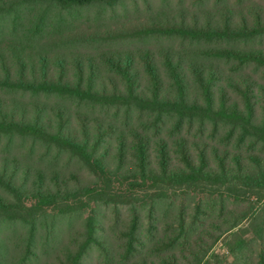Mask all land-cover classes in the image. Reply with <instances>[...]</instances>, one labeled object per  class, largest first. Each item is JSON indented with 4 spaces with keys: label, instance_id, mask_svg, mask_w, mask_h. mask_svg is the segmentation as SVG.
Masks as SVG:
<instances>
[{
    "label": "trees",
    "instance_id": "trees-1",
    "mask_svg": "<svg viewBox=\"0 0 264 264\" xmlns=\"http://www.w3.org/2000/svg\"><path fill=\"white\" fill-rule=\"evenodd\" d=\"M41 1L22 0L25 8ZM46 1L63 16L95 5L114 8L125 0ZM14 9L2 13L0 5V15L9 17ZM252 17L250 22L244 15L234 24L230 11L220 26L152 24L123 35L207 41L212 47L204 56L226 69L148 50L142 57L59 56L54 63L44 52L36 57L29 52L35 64L28 68V46L16 41L9 52L15 60L14 74L0 55V89L40 101L18 112L0 108V138L10 140L12 147L9 157L0 159V228L19 226L25 233L22 258L14 264L32 263L39 245L42 252L48 246L54 252L46 264H85L94 252L104 264H181L179 259L194 246L199 252L184 264H201L210 249L205 237L216 241L221 233L238 228L256 210L255 202L262 204L254 212L259 219L255 237L237 241L232 253L244 258L255 243L253 262L264 264V48L213 46L264 40V12ZM48 20L40 14L29 35L41 33ZM79 40L98 43L103 37L90 32ZM100 69L117 76L120 87L111 85L110 90L99 78ZM42 97L110 109L115 117L103 121L92 113L71 115L68 105L47 104ZM16 140L40 147L54 169L25 164ZM19 152L23 155L17 156ZM63 158L78 170L68 171ZM167 201L176 205L170 229L154 236L158 209ZM246 204L251 205L249 212L241 208L225 219L232 214L229 206ZM100 207L117 212L113 226ZM210 211H216L221 222L212 221ZM76 215L83 217V225L78 234L82 239L74 247L59 250L57 240L49 245L39 237L56 236L57 218ZM151 239L153 249L148 246ZM173 250L178 254L167 253ZM5 260L0 255V264Z\"/></svg>",
    "mask_w": 264,
    "mask_h": 264
},
{
    "label": "rangeland",
    "instance_id": "rangeland-1",
    "mask_svg": "<svg viewBox=\"0 0 264 264\" xmlns=\"http://www.w3.org/2000/svg\"><path fill=\"white\" fill-rule=\"evenodd\" d=\"M0 5L4 9L2 13H7L10 9L17 7L16 11L9 17H6L4 14L0 15V55H4L6 61L4 64L14 74H16L15 60L9 52L10 47L17 44L16 41H23L25 46H28V68H31L35 64V61L30 59L29 52L30 55H34L35 57L40 52H44L49 56L51 63H54L59 56H64L67 60L73 59L74 56H78L79 54L83 57L92 56L96 58L100 54L119 55L132 53L136 57H142L143 53L148 50L155 55H165L167 52H173L183 56V59L187 63L196 60L201 65H216L226 69V66L219 63L215 64L208 57L204 56V50L212 47V44H209L207 41L193 43L179 38L154 37L151 39H141L123 38V35H125L124 33L137 29L139 26L143 27L152 24L171 26L187 23L194 24L196 27H203L207 24L220 26L223 25L222 23L226 16L230 14V11L235 16V20L232 21L234 24L240 21L244 15L252 22V14L254 12H264V0H244L242 3H240V0H223V4H216V0H125L114 8L95 5L80 10L65 12L63 16L48 4L46 0L40 3L38 2L34 7H29L28 5L27 8L24 7L22 0H5ZM40 14H42V17L46 15L49 18L47 22L50 23L47 24L46 28H43L41 33L29 35V32L32 30L31 23L38 21ZM13 15L15 16L13 17ZM62 17L65 18L63 23L61 22ZM90 32H99L103 37V41L98 43L89 41L90 43H87V41L79 40V38L90 34ZM118 34H121L120 37ZM218 45H231L232 47L238 46L246 49L253 47L264 48V40H254L248 43L226 42L213 44V46ZM29 47L31 49L30 51ZM99 71V78L106 85H110V90H113L111 85L116 88L120 87L121 83L117 76H112L106 69H100ZM137 72L141 73L140 66H138ZM0 76H2L1 69ZM42 99L44 100L41 101H46L47 104L68 105L71 115L80 114V112L92 113L98 120L103 121H109L108 116L115 117V111L110 109H94L88 105L79 107L77 104L70 103V100H65V103H61L62 99L58 98L42 97ZM38 100L36 97L30 95H16L15 93L0 89V108L7 109L5 112L13 111V109L18 112L28 105L33 107L40 102ZM7 140L5 137L0 138V159L8 158L11 152V141ZM16 141L17 147L22 148L23 154H25L23 157L25 164L43 168L48 172L54 169V165L49 164L50 158L47 156V153L43 150L41 151L40 147L33 149L31 144H23L20 140ZM27 152H31V154ZM20 154L21 152L17 156L23 155ZM62 162L63 167L68 171L78 170L77 166L67 162L64 158ZM0 193L2 194L3 191L0 190ZM255 204H257V208L254 212L258 211L262 206L261 203L255 202ZM174 207L176 205L173 206L171 201H167L159 207V223L154 222L155 226L159 227V229L157 232H153L154 236H157L159 233L163 236L170 229L168 224L172 223V212H175ZM245 207H247L246 211L249 212L251 205L229 206V208H232V214L226 215L225 219L236 216L237 213H240L241 208L244 210ZM100 208L102 210H99L103 212V215L106 214L105 216L107 218H112L110 224L113 226L114 213L116 214L117 212L110 207ZM254 212L250 213L251 215H249L247 220L243 221L232 232L226 234L221 233V235L219 233L216 234L217 236L220 235L216 241L212 240V238L205 237L208 242L207 244L210 245V249L205 254L201 264H254L252 252L256 250L257 246L255 243L251 244V249L245 251L244 254L247 256L244 258L241 254L236 257L232 253V248L236 246L237 241L241 239L251 240L255 237V228L259 223V219L255 220ZM211 219L218 223L221 222V218L216 211L211 213ZM82 225L83 217L79 215L67 219L58 217L53 225L56 236H52L49 233L48 236H41L40 234L39 237H43L45 239L44 242L46 243L48 241L49 245L54 240H57V249L59 250L66 245L74 247L82 239L81 236H78L81 232ZM108 230L109 233H112L110 228ZM0 234L3 237L2 240L0 239V255L6 257L4 263L14 264L18 262L23 255L21 248L25 239L24 229L19 226L12 228L2 225ZM189 236L192 237L193 233H189ZM153 241L152 239L149 240L148 246L150 249L155 247ZM198 249V246H194L192 250L184 253V258L179 259L180 263L184 264L186 261H193L195 259L194 253L199 252ZM174 252L176 251L173 250L167 253ZM53 253L50 246L46 248V251L42 252L39 245L37 246L38 257L30 264H46L51 260L50 258L54 255ZM176 254L178 253L176 252ZM90 256L85 264L105 263L103 257H100L97 252L92 253Z\"/></svg>",
    "mask_w": 264,
    "mask_h": 264
}]
</instances>
